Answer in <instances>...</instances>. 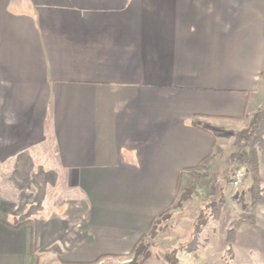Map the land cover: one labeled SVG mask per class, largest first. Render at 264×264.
I'll use <instances>...</instances> for the list:
<instances>
[{"label":"crops","instance_id":"crops-1","mask_svg":"<svg viewBox=\"0 0 264 264\" xmlns=\"http://www.w3.org/2000/svg\"><path fill=\"white\" fill-rule=\"evenodd\" d=\"M263 77L264 0H0V264L125 251L179 182L264 263V143L257 200L237 154Z\"/></svg>","mask_w":264,"mask_h":264},{"label":"rangeland","instance_id":"rangeland-1","mask_svg":"<svg viewBox=\"0 0 264 264\" xmlns=\"http://www.w3.org/2000/svg\"><path fill=\"white\" fill-rule=\"evenodd\" d=\"M258 99L263 102L262 107L254 115L248 130L237 137L240 149L238 155H248L249 151L246 152V145L248 144L251 148L253 140L259 136L261 140L257 141L256 148L264 143V77ZM250 131L251 134H249ZM237 154L234 155V159ZM245 166L248 168L246 175L249 177L251 169L247 160L240 165L244 168L243 170H245ZM185 186L184 184V189H181L183 187L179 182L171 205L153 220L150 228L145 232L144 252L135 254L134 250L138 239L133 247L119 251L116 255L99 254L98 257L87 262H69L61 260L60 257H52L43 264H167L166 256L172 250L175 251V257L179 264H241L234 259L231 243L238 221H232L229 224L223 212L217 209V204H212V200L209 199L202 201V198L197 196L199 193H196L197 195L193 193L194 185L189 187L191 192H187L189 188ZM187 193L191 194L186 198ZM23 198L29 199L26 196ZM45 198L46 201L59 203V205H66L76 199L74 193H46ZM200 214L204 216V224L200 226L199 234L194 236L193 223ZM67 249L68 252L73 247L68 246Z\"/></svg>","mask_w":264,"mask_h":264},{"label":"trees","instance_id":"trees-1","mask_svg":"<svg viewBox=\"0 0 264 264\" xmlns=\"http://www.w3.org/2000/svg\"><path fill=\"white\" fill-rule=\"evenodd\" d=\"M249 134H251V131L249 132ZM259 139L261 140L260 136L256 138L255 140H253L252 147L250 148L248 155H243V154L238 155L240 159L243 157H246V160L248 164L250 165L251 174L253 176V191H254L253 200H257L260 195V180L258 177V158L256 156V152H257L256 144ZM190 188L187 192H191ZM189 194L191 193H187L186 198ZM211 203L215 205L214 201H212ZM203 221H204V216H202L201 214L198 216L197 220L194 221L193 223L194 225L193 235L194 236L199 234V228L202 224H204ZM145 237H146V233L143 234L139 238L138 242L136 243L135 250H134L136 251L135 254H140L145 251V247L143 245L144 244L143 240ZM166 258H167V264H179L178 259L175 257V251L173 250L167 254Z\"/></svg>","mask_w":264,"mask_h":264},{"label":"built area","instance_id":"built-area-1","mask_svg":"<svg viewBox=\"0 0 264 264\" xmlns=\"http://www.w3.org/2000/svg\"><path fill=\"white\" fill-rule=\"evenodd\" d=\"M244 179V172L243 170H237L234 172V174L231 176V179L229 181L230 188L234 193H237L240 189Z\"/></svg>","mask_w":264,"mask_h":264}]
</instances>
